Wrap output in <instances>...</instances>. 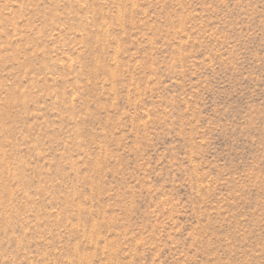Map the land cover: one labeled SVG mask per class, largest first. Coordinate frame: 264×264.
Here are the masks:
<instances>
[{"label":"rangeland","instance_id":"rangeland-1","mask_svg":"<svg viewBox=\"0 0 264 264\" xmlns=\"http://www.w3.org/2000/svg\"><path fill=\"white\" fill-rule=\"evenodd\" d=\"M0 264H264V0H0Z\"/></svg>","mask_w":264,"mask_h":264}]
</instances>
